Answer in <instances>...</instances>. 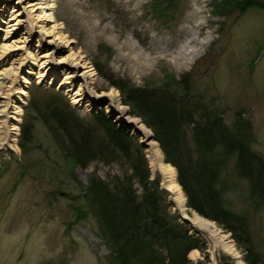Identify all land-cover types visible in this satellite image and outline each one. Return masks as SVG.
Returning <instances> with one entry per match:
<instances>
[{"label":"rangeland","instance_id":"374dc122","mask_svg":"<svg viewBox=\"0 0 264 264\" xmlns=\"http://www.w3.org/2000/svg\"><path fill=\"white\" fill-rule=\"evenodd\" d=\"M4 1L7 4L1 6ZM43 1L0 0V7L5 8L0 12V72L17 66L10 104L15 102L14 96L23 100L13 149L4 148L0 133V264H117L84 191L91 175L111 182L114 176L131 172L130 162L111 144L112 151L108 146L106 154L91 159L86 166L71 160L66 153V136L50 120L48 110L53 107L69 111L90 126L96 132L95 145L109 142L94 116L96 112H106L129 132L145 155L152 177L159 179L169 210L198 243L188 254L189 264H249L247 250L231 231L188 205L178 169L165 160L153 129L125 101L130 88L122 90L117 84L126 81L144 91L170 86L180 96L186 95L188 87L194 97L198 94L209 104L220 105L227 123L232 124L237 113L249 120L251 146L264 155V9L248 6L240 11L237 0H51L50 9L43 8ZM20 6L35 30L45 25L43 30L48 28L51 33L47 39L53 38L52 33L57 36L61 45L57 59L78 55L83 63L79 72L92 67L88 71L94 72L89 84L92 96L73 99L80 78L64 83L65 72L71 70L65 63L56 65L60 73L56 72L52 81V69L45 77H38L43 69L41 54L51 45L41 41L36 46L38 33L33 32L27 42L33 56L24 58L25 47H17L21 42L15 40L26 36L27 29L6 30L15 22V9ZM45 10L52 12V20L46 18ZM4 44L10 48L5 61L1 57ZM21 87L26 91L23 95L16 92ZM110 90L117 93L119 105L126 107L125 118L117 117L118 111L109 106L105 94ZM0 100H7L5 93ZM127 117L139 120L151 135L145 136L142 129L136 132ZM25 125L28 140L21 135ZM185 134L193 147L192 128L187 127ZM150 140L156 141L163 162L174 166L189 214L197 212L229 235L240 257L227 252L220 239L214 241L206 230L192 226L190 218L187 222L180 217L184 215L171 199L166 175L149 158L146 149ZM220 179L218 185L227 206L248 217L253 249L264 259V206L251 194L249 182L239 174L233 157L228 158ZM135 187L141 190L137 181Z\"/></svg>","mask_w":264,"mask_h":264},{"label":"trees","instance_id":"16d2710c","mask_svg":"<svg viewBox=\"0 0 264 264\" xmlns=\"http://www.w3.org/2000/svg\"><path fill=\"white\" fill-rule=\"evenodd\" d=\"M237 5L240 11L248 6L264 9V0H237ZM117 85L122 90L130 88L125 101L153 129L165 160L178 169V181L187 194L188 205L231 231L247 250L249 264H264L263 257L253 249L248 217L227 206L223 188L218 185L228 158L233 157L239 174L249 182L251 194L264 206V155L251 146V122L241 119L237 113L233 123H227L220 105L209 104L198 94L195 98L187 91L188 87L184 95L187 97H184L170 86L144 91L126 81ZM48 114L66 136L67 156L76 163L86 166L91 159L102 157L109 144L118 148L130 162L131 172L122 177L116 175L111 182L91 175L84 191L99 217L101 236L115 262L189 264L188 254L198 243L169 210L159 179L152 177L145 155L129 132L119 127L106 112H96L94 116L109 142L96 141L95 145L96 132L69 111L53 107ZM187 127L192 128L193 147L188 144ZM28 134L29 128L25 125L22 138L28 140ZM20 145L24 147L23 143ZM110 149L112 151L113 147ZM223 264L234 263L223 261Z\"/></svg>","mask_w":264,"mask_h":264},{"label":"bare ground","instance_id":"6f19581e","mask_svg":"<svg viewBox=\"0 0 264 264\" xmlns=\"http://www.w3.org/2000/svg\"><path fill=\"white\" fill-rule=\"evenodd\" d=\"M43 3H45L43 8L46 7L47 9L48 8L50 9L53 6V3L51 0H44ZM6 4H7V1H4V3L1 6H4ZM4 9L5 8L0 7V12L4 11ZM22 9H23V6L22 7L20 6V8L18 7L15 9L16 15L13 13L15 22L9 23V27H7L6 30L7 32H10L11 30L13 31V29L15 30L17 28H20L21 26L27 29L26 36L24 35L18 36V38H16L15 40L17 42H21L16 45L17 47H20V48L25 47L26 54L24 55V58L33 56L32 50L30 49L29 46H27V42L29 41L30 35L33 34V32L38 33L36 37V46L40 45L41 41H47L48 43H50L51 46L45 49L43 53L41 54L40 61H41V65L43 69L38 71L39 72L38 77L40 78H42L43 76L45 77L47 74L46 72L52 69L54 73L51 79L52 81L54 78H56L55 73L57 72V70H59V68L56 67V65H58V63H65L66 65H69L71 67V70L65 72L66 80H64V83L72 81L73 77L80 78L79 89L76 91L77 95L73 99L79 101L84 96H88V97L92 96L93 93L90 90L89 84L92 81L91 75L94 74V72L92 71L88 72L89 70H92V67H88L87 69H84L83 71L79 72L78 71L79 67H83L82 65L83 63L81 62L82 59L78 55L73 58L71 57L72 59H70L69 56L57 59L56 54L58 53L61 47V45L59 44V40L57 41V36L54 37V33H52L53 38L47 39L46 36L48 34L51 35V33H50V30H48V28L43 30V27H45V25H40L42 28L35 30L31 21L28 18L23 17L24 12ZM46 13L47 11L45 10L44 14L47 15L46 18L48 20H52L54 18L52 12H48L47 14ZM56 33L57 32H55V34ZM8 47L9 46H7L6 44L3 45V50H2L3 52L1 54L3 61H5V59L8 56V53H9L8 49H10ZM191 54L192 56L194 55L193 53ZM15 68H17V66H14V67L10 66L8 68H4L0 72V95L5 93V97H7V100H0V133L3 134L4 136V140L2 141V144L4 148H7V149L9 148L13 149L14 143L17 139L16 131L19 127L20 115L22 113V103L21 102L23 100L22 98H20V96H14L16 97V100L12 104V106L10 104V97H12L14 94L13 92L15 88L14 82L18 76L16 74V71H14ZM57 73L59 74L60 71H58ZM10 79H11V82L7 84V81H9ZM25 80L27 81L28 79L26 78ZM16 92H19L22 95L26 93L24 87L19 88L18 90H16ZM105 95L109 98L108 99L110 103L109 106L111 107V109H114V110L116 109L118 111L117 117L125 118L124 115L126 112V107L123 105H119V98L117 96V93L115 91L110 90ZM11 100H13V98H11ZM87 102L89 106L92 105V101L89 102L88 100ZM11 107H13V109H11ZM126 119L132 121V125L134 126V128L142 129L143 134L145 136L148 137L151 135L150 130L146 128V126L143 123H141L139 120H137L136 118L127 117ZM146 150L149 154V158L151 159V162L153 163V165L156 168H159L166 175L165 178H166L167 186L171 192V199L176 204V209L180 211L185 217L190 218L192 226H195L196 228L200 230H203V229L206 230L209 233V236L211 237V239L214 241L217 238L220 239L225 249L227 250V252L234 255L235 257H240V254L238 253L233 243L231 242L232 240L229 237V235H226L225 233H223L222 230H220L212 221L200 216L197 212L192 211L191 214H189L188 212L189 208L186 206L185 195L182 191L180 184L176 180V170L174 166H172L171 164L163 162L160 149L159 147H157L156 141L150 140L149 147Z\"/></svg>","mask_w":264,"mask_h":264},{"label":"water","instance_id":"95a60500","mask_svg":"<svg viewBox=\"0 0 264 264\" xmlns=\"http://www.w3.org/2000/svg\"><path fill=\"white\" fill-rule=\"evenodd\" d=\"M135 130H136V132H138V133L140 132V130L137 129V128H135ZM180 217H182V219H184V220L187 221V222L189 221V218H188V219H187V218H184V216H180Z\"/></svg>","mask_w":264,"mask_h":264}]
</instances>
